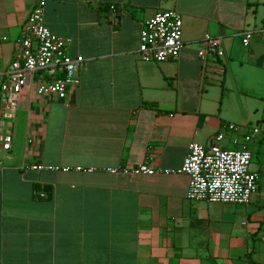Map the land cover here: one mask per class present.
I'll return each instance as SVG.
<instances>
[{
	"label": "crops",
	"instance_id": "0c3cea01",
	"mask_svg": "<svg viewBox=\"0 0 264 264\" xmlns=\"http://www.w3.org/2000/svg\"><path fill=\"white\" fill-rule=\"evenodd\" d=\"M34 1L0 0L1 70ZM167 9L180 14L183 46L174 59L141 61V25ZM42 23L83 62L63 99L32 89L19 99L10 147L0 148V264H264V163L251 169L246 205L188 200L183 173L106 170H177L189 142L222 133L229 148L251 119L264 123V0H43ZM205 34L222 50V60L206 59V84ZM258 133L247 148L264 157Z\"/></svg>",
	"mask_w": 264,
	"mask_h": 264
},
{
	"label": "built area",
	"instance_id": "2783aa9c",
	"mask_svg": "<svg viewBox=\"0 0 264 264\" xmlns=\"http://www.w3.org/2000/svg\"><path fill=\"white\" fill-rule=\"evenodd\" d=\"M43 0H35L20 29L18 51L8 65L1 70L0 76V148L8 150L11 142L10 121L18 107L19 99L26 89H32L37 96H51L63 99L66 93L78 84L77 71L83 58L67 52L69 37L51 33L42 23ZM115 12L113 4L108 5ZM182 21L180 14L173 10L154 12L145 19L139 31L136 49L138 58L144 62H162L177 57L183 46L181 40ZM264 34V25L261 27ZM252 35L250 30L240 33L242 45H246ZM203 47L197 51L201 67L206 59L215 60L222 56L218 39L207 34L201 39ZM228 130L237 129L227 124ZM256 127L242 135V141L231 139L234 148L222 147L218 141L222 133L213 136V141L202 145L191 141L187 152L177 170H154L145 162L131 167L107 168L109 172L143 173L178 172L187 176L185 196L192 201L211 203H231L246 205L256 192L257 174L249 168L251 153L247 142ZM22 170H65L40 163H21ZM80 169V168H77ZM82 170V169H81ZM90 171V168L83 169Z\"/></svg>",
	"mask_w": 264,
	"mask_h": 264
},
{
	"label": "rangeland",
	"instance_id": "374dc122",
	"mask_svg": "<svg viewBox=\"0 0 264 264\" xmlns=\"http://www.w3.org/2000/svg\"><path fill=\"white\" fill-rule=\"evenodd\" d=\"M221 60H222V58H221ZM218 64L219 65H217L218 66L217 68H222V65L220 63H218ZM204 68L207 71V74H206V76L204 78V82L206 84V83L210 82L207 79V78H209L208 74H209L210 70H209V68L207 66H205ZM204 68H202V69H204ZM213 78H214V81H212V82H214L217 85H220L221 84V79L223 78V75L219 74V75H217L216 77H213ZM263 99H264V95H263ZM257 100H258L257 98L246 99V101L250 105H255V106L258 104ZM258 110H260V108ZM250 121H251V123L249 125H247V128L251 129V127H253V126L256 127L259 130L258 137L261 136L264 133V123L258 122L257 124H254L253 119H251ZM231 124L234 125L237 128V125H235L236 123L235 124L231 123ZM249 145H251V141L249 142ZM262 145H264V141H263ZM229 148H234V146L230 145ZM249 150H250V153H251L249 168L251 170V169L257 168V166L260 163H264V157L261 154L255 153L254 150H252V148H250V147H249Z\"/></svg>",
	"mask_w": 264,
	"mask_h": 264
}]
</instances>
